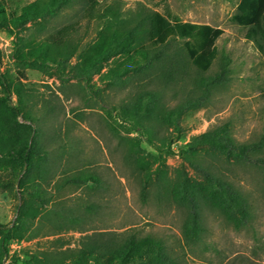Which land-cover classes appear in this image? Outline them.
Instances as JSON below:
<instances>
[{
  "label": "trees",
  "instance_id": "trees-1",
  "mask_svg": "<svg viewBox=\"0 0 264 264\" xmlns=\"http://www.w3.org/2000/svg\"><path fill=\"white\" fill-rule=\"evenodd\" d=\"M5 2L8 9L0 13V30L8 28L12 34L24 29L31 21L41 20L44 26L52 24L54 17L63 9L75 4L82 7L80 17L88 19L85 25L79 19L64 27L61 23L53 24L49 33H44L33 46L29 44L28 37H21L19 50L17 47L21 67L55 68L62 76L90 81L102 72L106 61L113 60V66L106 74L109 83L120 89L130 83L141 87L117 105H109L112 111L108 123L115 132L117 118L129 125L128 136L118 135L126 146L124 162L139 180L142 199L148 202L153 196L158 203L184 212L181 250L197 247L204 241L207 209L223 215L237 230L247 224L252 216L249 198L236 182L228 179L223 168L264 166L259 156L264 145L239 143L229 135L227 124L193 136L181 149L183 163L179 167L171 170L166 163L175 140L185 137L181 123L183 116L202 109L214 90L224 84L223 70L214 76L205 75L219 57L217 41L223 35V29L183 21L170 10L161 12L143 5L136 12H130L129 19L123 20L121 7L113 3L91 8L87 0ZM259 8V0H240L233 21L247 27L246 37L254 41L264 54V14L261 22L252 23ZM103 26L115 29L102 36L99 30ZM95 28L101 37L96 42L89 38V32ZM177 41L182 45L174 46ZM26 46L29 49L23 50ZM119 54L121 56L116 58ZM75 58L77 61L73 63ZM21 77L26 79L27 76L21 74ZM22 78L14 84L6 73L0 72V190L13 191L17 187L21 193L31 195L32 201L44 202L50 198L42 193L43 184H50L52 180L59 184V189L68 184L85 186L91 191L104 189L105 180L97 169L89 167L88 163H80L81 154L76 150L75 140L67 141L66 145L62 143L65 139L61 127L55 130V136L50 140L53 143L60 141L58 150L55 153L48 149L40 150L46 132L33 115V107L28 108L24 96L28 102L31 97L25 93ZM152 82L159 89H149ZM177 86H182L184 93L177 105L169 108L164 95L170 90L177 95ZM14 94L18 97L17 102H14ZM42 108L45 118L57 115L53 106ZM22 115L26 116L27 122L21 121ZM78 116H82L81 113ZM163 128H172L176 136L169 133L160 135ZM134 132L146 134L149 143L154 144L156 152L151 155V161L145 159L143 143L132 136ZM188 167L200 179L191 175ZM34 176L37 181L30 185ZM100 207L96 202L76 205L69 214L62 216L65 206L54 204L45 214V221L53 227L52 238L45 246L38 241L36 249H27L23 259L18 257L17 260H22V264L186 263L184 253L171 248L162 236L143 235L135 227L122 231L86 229L85 225ZM17 219L12 225L0 222V263L3 255L9 254L12 241L31 240L26 232L32 227L24 224L23 229V222ZM70 229L79 232L80 236L67 237ZM40 232L37 228L36 234Z\"/></svg>",
  "mask_w": 264,
  "mask_h": 264
},
{
  "label": "rangeland",
  "instance_id": "rangeland-1",
  "mask_svg": "<svg viewBox=\"0 0 264 264\" xmlns=\"http://www.w3.org/2000/svg\"><path fill=\"white\" fill-rule=\"evenodd\" d=\"M5 1L0 0V13L8 9ZM31 1L33 0H26L27 3ZM87 1L91 8L103 3L120 6L123 20L129 19L131 17L129 13L136 12L141 8L140 5H143L142 7L161 12L170 10L183 21L209 24L224 30L217 41L219 57L211 70L205 74L214 76L223 70L224 84L214 90L209 102L202 109L190 111L183 116L181 123L185 129V137L175 140L172 152L166 158L171 170L183 163L181 149L193 136L219 129L227 124L230 127L229 135L239 143L264 145V54L254 41L246 37L247 27L233 21L240 0ZM259 5V12L252 23L262 21L264 0H259ZM81 13V5L75 4L63 9L61 14L54 17L53 23H48L47 26H44L41 20H36L13 34L8 28L0 30V72L6 73L14 84L20 82L21 74L27 76L26 79H22L26 88L25 93L31 97V101L28 102L24 96L25 101L29 109L30 106L33 107V115L42 123L46 132L45 139L40 143V150L48 149L52 153L58 150L60 141L53 143L50 140L55 136V130L61 127L65 139L62 143L66 145L67 141L75 140L76 150L81 154L80 163H88L89 167L97 169L105 180L104 189L91 191L85 186L75 184H68L59 189L57 186L59 184L52 180L50 184H43L42 193L50 198L44 202L32 201L31 195L21 193L17 187L13 191L0 190V222L12 225L18 217L23 222V229L24 224L32 227L26 232V236L31 240L24 238L12 241L9 254L3 255L0 264H22V260L19 261L17 258L23 259L27 249H36L39 246L38 241L42 246L47 245L48 239L52 238L53 227L50 222L45 221V214L54 204L62 203L65 209H62L61 215L66 216L73 206H84L91 202H96L101 207L85 225L86 229L122 231L135 227L140 234L162 236L171 248L184 253L185 264H264V166L223 168L228 179L236 182L249 198L252 216L247 224L237 230L223 215L207 209L205 243L203 241L197 247H186L181 250L184 212L167 204L158 203L153 196L148 202L142 199L139 180L132 174L131 167L124 162L126 146L120 142L121 138L118 135L128 136L129 125L117 118L118 123L114 124L115 132L108 123L111 119L109 113L112 111L109 105H117L129 93L141 90V87L130 83L120 89L109 83L106 74L110 66H113V60L106 61L102 72L94 75L90 81L62 76L55 68L41 70L20 66L17 47L19 50L21 37L24 39L28 37L29 44L33 46L44 33H49L53 24L61 23L64 27L78 19L83 25L88 24V19L80 17ZM114 29L115 27L103 26L99 31L104 36ZM97 31L98 28H95L89 32V38L94 42L100 37ZM178 45H182V42L177 41L174 46ZM25 49H29L28 46L23 50ZM120 56L119 54L116 58ZM76 61L75 58L73 63ZM148 88L159 89V86L152 82ZM181 88L182 86H177L175 91L177 95H174L172 90L164 95L167 107H175L180 101L184 93ZM13 99L17 102L16 94L13 95ZM43 106L55 107L58 116L53 114L43 117ZM79 113L82 116H78ZM21 121L27 122L28 119L22 115ZM165 133L176 136L172 128H163L160 131V135ZM137 134L134 132L132 136L141 140L145 159L151 161V155L156 152L154 144L149 143L146 134L139 133L138 136ZM261 150L259 156L263 160L260 162H264V146ZM188 168L191 175L200 179L197 173ZM35 177L30 181V185L36 183ZM59 181L61 182V179ZM37 228L41 230L38 234ZM67 234V237L80 236V233L73 229Z\"/></svg>",
  "mask_w": 264,
  "mask_h": 264
}]
</instances>
